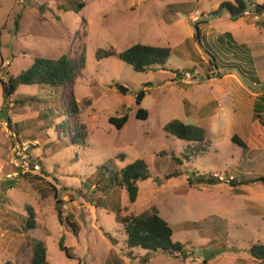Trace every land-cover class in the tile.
I'll return each mask as SVG.
<instances>
[{"label":"rangeland","instance_id":"obj_1","mask_svg":"<svg viewBox=\"0 0 264 264\" xmlns=\"http://www.w3.org/2000/svg\"><path fill=\"white\" fill-rule=\"evenodd\" d=\"M77 1L84 2L82 8L65 11L72 4L69 0H0V264L28 263L25 237L44 243L49 264H264L248 253L252 243L264 245V182L232 187L227 180V176L238 181L264 176V148L244 149L229 138L237 134L247 141L253 115L250 104L261 89L243 77L242 88L233 83L238 70L230 67L235 63L250 67L245 57L233 58L214 39L227 31L236 43L250 47L254 51L250 65L264 83V26L255 24L264 15L253 18L249 10L231 17L223 12L201 21L214 13L219 1L232 0ZM195 24L204 35L199 40L194 39ZM134 43L169 47L167 70L154 67L138 72L115 56L95 59L97 48L122 51ZM82 48L85 67L73 91L78 119L86 129L84 145L69 141L72 119L63 87L19 85L14 97L34 99L4 108L1 80L26 69L35 57L57 58ZM212 55L218 69L212 70L208 63ZM236 55H241L237 49ZM173 70L181 72L180 78ZM145 82L153 85L145 88L138 105L135 95ZM116 83L128 91L120 93ZM236 97L244 102L238 110ZM139 107L147 111L146 119L136 117ZM123 114L127 121L117 129L109 118ZM235 118L245 122H232ZM171 119L204 128L208 150L183 158L186 142L162 129ZM15 121L22 126L20 132L14 129ZM12 133L18 141L28 142L32 158L40 164L37 174L6 176L13 170L9 163ZM137 158L147 163L150 178L137 182L138 196L129 203L124 188H104L101 174L107 175L103 164L109 159L108 169L118 170ZM174 172L175 176L166 177ZM192 172L218 181L192 183ZM54 191L62 201V216L72 215L75 232L59 223ZM151 205L167 218L173 240L184 244L186 258L126 248L115 208L126 206L129 213L138 214ZM26 207L35 214L33 229L24 227ZM193 220L200 221L197 229L184 225ZM61 238L72 258L59 248ZM220 245L225 250L205 263L203 256Z\"/></svg>","mask_w":264,"mask_h":264},{"label":"trees","instance_id":"obj_2","mask_svg":"<svg viewBox=\"0 0 264 264\" xmlns=\"http://www.w3.org/2000/svg\"><path fill=\"white\" fill-rule=\"evenodd\" d=\"M71 5H68L67 10L78 11L83 7V2L73 0ZM251 9L254 15H262L264 13V0L261 3L252 4L250 2ZM226 6L233 15L239 14L245 8V2L243 0L223 1L219 4L216 13L221 7ZM18 20H16V23ZM204 23V22H203ZM84 24V20H82ZM255 24L259 27L264 26L263 21H256ZM198 26V25H197ZM199 28V27H198ZM199 37L201 33L198 29ZM195 39V35H194ZM217 43L227 49L228 53L231 54L235 59H241L245 57V61L250 67L246 71L240 66L239 69L245 74V78L249 83L258 81L257 77L249 78V74H252L251 69V56L249 48L242 44L236 43L229 32L221 33L217 39ZM236 49L241 52V55H236ZM207 50V49H206ZM83 48L79 53L76 54H62L57 58H42L35 57L33 62L24 70L20 71L17 75H9L6 81L1 80L2 86V105L5 109L9 108V104L12 105H23L24 102L32 101L34 98L25 97H14V93L19 85H45L50 87H63L65 88L64 98L65 107L68 112V117L72 119L70 124L68 123V138L72 144H85L87 138L86 129L83 123L80 122L79 118V107L78 102L75 98L73 85L75 80L81 76L82 71L85 67ZM115 56L121 61L131 65L132 69L138 72L148 71L154 67L167 70L165 64L170 56V48L167 46L150 45L143 43H134L122 51H116L112 46L108 48H97L95 51V59L101 60L102 58ZM247 58V59H246ZM212 60H208V63L212 67V70L218 69L216 67L215 57L212 55ZM237 64V63H235ZM238 65V64H237ZM211 69V68H210ZM175 77L180 78L181 72L173 70ZM178 75V76H177ZM153 85L149 82L143 84L135 95V102L139 105L141 99L145 94V88ZM115 88L122 94H125L128 89L121 84L116 83ZM253 116L254 120L251 124L249 133V139L247 147L251 148H264V87L261 88V93L256 97L253 103ZM44 117H47L44 114ZM136 117L141 119L147 118V111L139 107L136 111ZM8 119V117H7ZM127 121V115L123 114L119 117H110L109 122L113 124L117 129H121ZM8 122L9 119H8ZM61 125H57L60 128ZM163 131L174 137L186 142V147L183 149L182 157L190 159L192 156L202 155L208 150L209 143L206 140L205 130L190 122L182 121L179 119H171L163 126ZM59 132V129L57 130ZM231 142L238 146L245 148L246 144L242 142L239 137L235 134L231 136ZM117 157L123 158V154H117ZM171 159L177 163H181L179 158L171 156ZM112 160H108L103 164L107 170V175L101 174L103 178L104 188L109 189L114 186L122 187L125 189L127 199L129 203H134L138 196V181H143L150 178V172L147 163L142 158H137L132 162L126 164L118 170L114 168L108 169ZM196 172H192L194 180L190 182L194 183H206L212 184L218 181L217 178L205 177L196 175ZM27 175V174H26ZM35 175V174H34ZM176 173L168 174L166 177L175 176ZM230 177V176H229ZM227 180L230 186L235 187L238 183L235 178H229ZM263 181L264 176L259 177L257 180H247L248 182ZM246 183V182H241ZM55 197V212L57 219L60 224L69 226L74 232L76 230V224L72 221V215L67 214L62 216L61 214V203L62 201L57 198L54 191ZM28 215L24 218V227L33 229L36 225L35 214L32 208L26 207ZM115 222L120 231L125 234L124 244L127 249L132 250L139 248L148 252L162 251L172 256L186 258L187 254L184 250V244L175 241L172 238L173 230L171 225L164 219L158 208L155 205H151L149 208L141 211L138 214H131L128 212V208L116 207L115 208ZM184 225L189 229H197L200 225V221H185ZM29 244L30 257L27 264H49L47 260L46 247L41 240L35 238L25 237ZM108 239L112 244H116V241L108 235ZM223 244V243H222ZM59 248L64 251L67 257L72 258L69 249L64 246L62 238L58 243ZM222 245L210 254L203 256V261L206 263L208 258L216 253L217 251H223ZM130 252V251H129ZM128 252V253H129ZM249 255L257 260L264 262V245L260 243H252L248 247ZM148 258L144 260L146 262ZM4 264H12L11 262Z\"/></svg>","mask_w":264,"mask_h":264},{"label":"crops","instance_id":"obj_3","mask_svg":"<svg viewBox=\"0 0 264 264\" xmlns=\"http://www.w3.org/2000/svg\"><path fill=\"white\" fill-rule=\"evenodd\" d=\"M233 1V0H232ZM244 2H245V6L246 5H249L250 7H249V9H247V10H244V11H242L241 12V14H246V12L247 11H249L250 9H251V5H250V1L249 0H243ZM82 2V1H81ZM221 2H223V1H219V3H217L216 4V6L214 7V9H216V8H218V6H219V4L221 3ZM83 4H84V2H83ZM217 10V9H216ZM200 12H203L204 13V11L202 10V11H200ZM211 14H213V13H211ZM263 15L264 14H262L261 15V17H263ZM258 16H254L253 18H257ZM221 33H219V34H217V36L214 38L215 39V41H216V39H217V37L220 35ZM201 36L202 37H204V35L201 33ZM217 42V41H216ZM242 44H244V45H246L245 43H242ZM249 50H250V53H254V51L249 47ZM251 55V63H253V56L254 55H252V54H250ZM237 64H235V65H233L232 67H230V68H233V67H237V70L240 72V75L243 77V78H245V74H246V70L247 69H244L243 67V69H244V71H246V72H242L241 71V69H239V67L238 66H236ZM229 69V68H228ZM250 70H252V67H251V69ZM215 72V71H214ZM252 74H249L248 76H249V78H253V77H257L258 78V76H257V73H255V71H253L252 70ZM238 74V73H237ZM236 74V75H237ZM233 76V79H231L232 81H233V83L235 84V85H237V86H241V88L243 87V84H245V82L242 80L243 78L242 77H239L238 75V77L237 76ZM214 76H216V77H218L219 78V72H215L214 73ZM242 78V79H241ZM246 79V78H245ZM247 80V79H246ZM245 80V81H246ZM250 85L252 86V85H254V86H259L260 87V89L262 88V87H264V83H262L261 81H260V79L258 78V81L257 82H254V83H250ZM252 88H254V87H252ZM230 90H232V89H230ZM239 92V91H238ZM261 93V91H259V93L258 94H255L256 96L253 98V100L251 101V104H250V109L252 110V113H253V103H254V100L256 99V97L259 95ZM236 100H235V108H236V110H238V108L240 107V104H244V102L241 100V99H238V97H236L235 98ZM8 117V116H7ZM251 117V119H252V122H253V120H254V116L252 115V116H250ZM243 118V117H242ZM242 118H235L232 122H245L244 120H242ZM8 120V119H7ZM9 121H10V119H9ZM226 122V121H225ZM251 122V123H252ZM11 123V122H10ZM251 125V124H250ZM13 126H14V129L15 130H20L21 128H22V126L21 125H17V122L15 121L14 123H13ZM204 129V128H203ZM205 130V129H204ZM18 132H20V131H18ZM205 132H206V130H205ZM249 132H250V128H249ZM233 135V134H232ZM231 135V136H232ZM235 135H237V134H235ZM231 136L229 137L230 139H231ZM238 136V135H237ZM239 137V136H238ZM239 139L242 141V142H244L240 137H239ZM248 139H249V134H248V138H247V141L246 142H244L245 144H246V147L244 148V149H249V150H251V149H258V148H251V147H247V143H248ZM231 141V140H230ZM0 171H1V169H0ZM236 180V182L238 183L237 185H246V184H248L247 183V180H237V179H235ZM252 180V179H251ZM241 182H246V183H241ZM12 189V188H11ZM236 191H240V190H238V189H236ZM164 218V217H163ZM164 219H166L167 220V218H164ZM193 221H198V220H193ZM182 243V242H181ZM216 249H218V248H216ZM212 251L210 250L209 252H207L206 254H210ZM213 254H216V253H213ZM218 254V253H217ZM212 257V255L209 257V258H211Z\"/></svg>","mask_w":264,"mask_h":264},{"label":"built area","instance_id":"obj_4","mask_svg":"<svg viewBox=\"0 0 264 264\" xmlns=\"http://www.w3.org/2000/svg\"><path fill=\"white\" fill-rule=\"evenodd\" d=\"M6 124V123H5ZM12 137L16 135L11 134ZM14 144L11 148V156L9 163L12 165L13 170L7 174V177L16 178L25 174H37L41 170L40 164L37 160H34L29 152L28 142L18 141V138H14ZM229 178H232L231 176Z\"/></svg>","mask_w":264,"mask_h":264},{"label":"water","instance_id":"obj_5","mask_svg":"<svg viewBox=\"0 0 264 264\" xmlns=\"http://www.w3.org/2000/svg\"><path fill=\"white\" fill-rule=\"evenodd\" d=\"M249 7H250L249 5H246L245 8H244V10L249 9ZM223 12H227L231 17H236V16H238V15L241 14V13H239V14L233 15L231 13V11L226 6H223L216 13H213V14H210L209 16H205V17L201 18V21H209V20H211V19H213V18L221 15ZM195 28H196L195 38L197 40H199V32H198V26H197V24H195ZM238 74H239L240 77H242L240 75V72L239 71H238Z\"/></svg>","mask_w":264,"mask_h":264}]
</instances>
